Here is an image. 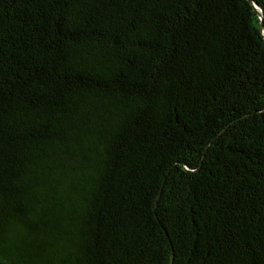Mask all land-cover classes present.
Returning <instances> with one entry per match:
<instances>
[{
    "label": "trees",
    "instance_id": "1",
    "mask_svg": "<svg viewBox=\"0 0 264 264\" xmlns=\"http://www.w3.org/2000/svg\"><path fill=\"white\" fill-rule=\"evenodd\" d=\"M260 21L0 0V264H264Z\"/></svg>",
    "mask_w": 264,
    "mask_h": 264
},
{
    "label": "water",
    "instance_id": "2",
    "mask_svg": "<svg viewBox=\"0 0 264 264\" xmlns=\"http://www.w3.org/2000/svg\"><path fill=\"white\" fill-rule=\"evenodd\" d=\"M255 8V10L258 12L259 14V17H260V26H261V29L264 30V23H263V13H262V10L260 9V7L258 6L257 3H255L253 0H248ZM173 260H174V254L172 252V258H171V261H170V264H173Z\"/></svg>",
    "mask_w": 264,
    "mask_h": 264
}]
</instances>
